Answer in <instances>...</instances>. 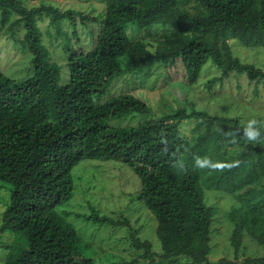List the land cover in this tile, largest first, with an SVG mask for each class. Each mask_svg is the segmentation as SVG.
Here are the masks:
<instances>
[{
	"label": "trees",
	"instance_id": "obj_1",
	"mask_svg": "<svg viewBox=\"0 0 264 264\" xmlns=\"http://www.w3.org/2000/svg\"><path fill=\"white\" fill-rule=\"evenodd\" d=\"M192 1L196 12L185 7ZM0 8L2 25L13 14L12 28L24 25L17 47L33 54L34 65V73L21 80L0 73V181L12 186L1 231L24 239L18 246L8 244L13 251L2 264H96L95 254L87 251L90 244L56 209L73 196V168L89 158L129 165L142 181L140 199L159 222L162 253L133 230V245L143 253L105 264H138L141 258L148 264L182 259L185 264H264V255L210 260L216 207L205 200V185L231 193L246 189L248 206L229 213L235 224L232 244L238 253L248 233L264 247V185L258 186L264 179V129L260 141L248 142L241 138L240 117L213 114L193 103L135 125H116L113 119L150 115L151 106L134 93L107 95L115 78L138 74L158 59H181L191 84L210 60L224 75L235 72L261 82L264 68L236 56L230 42L264 46V0H108L100 15L45 3L29 8L19 0H0ZM46 15L55 25L101 23L90 48L68 44L66 83H61L62 65L51 59L43 41L39 19ZM152 26L164 30L154 48L145 38ZM75 35L80 40L77 30ZM185 120L198 121L193 138L182 131ZM238 130L233 143L227 134ZM234 146L245 148L221 154ZM195 156L240 163L223 171L197 169ZM86 218L129 224L97 211Z\"/></svg>",
	"mask_w": 264,
	"mask_h": 264
},
{
	"label": "rangeland",
	"instance_id": "obj_2",
	"mask_svg": "<svg viewBox=\"0 0 264 264\" xmlns=\"http://www.w3.org/2000/svg\"><path fill=\"white\" fill-rule=\"evenodd\" d=\"M23 5L32 8L43 3L54 5L63 10L75 9L100 15L107 6L108 0H19ZM198 4L192 1L186 5L191 12L197 11ZM0 8V73H5L17 80L25 79L34 73L33 54L28 50L20 51L17 40L24 39L23 24L12 28L17 18L13 14L5 25H2ZM43 31V41L50 50V57L62 65L61 83L69 82L70 67L68 64V44L75 47L90 48L96 41L101 23L79 21L77 25L64 21L60 25L52 24L51 16L39 19ZM79 32L80 40L75 32ZM164 33L160 27H149L145 34L147 44L151 48L157 46ZM233 53L246 62L264 68V46H248L238 39H232ZM216 82L209 86V82ZM120 93H134L143 97L151 106V114H137L125 118L113 119L112 124L135 125L150 116L169 114L178 108L195 104L200 109L213 114L240 117L241 121L257 119L264 122V80L253 81L246 75L231 72L224 75L222 69L210 60L204 67L199 81L191 84L184 62L178 59L175 63H166L162 59L143 69L138 74L121 75L115 78L108 96ZM104 97L102 100H104ZM197 120H185L181 124L183 133L189 138L196 135L194 128ZM244 147H228L221 154H237ZM74 181L73 196L57 206L62 214L77 229L85 243H89L90 251L95 254L96 264H105L113 258L115 263L132 261L139 257L143 250L134 247L131 237L133 230L138 231L142 240H150L153 249L162 253V243L158 237L159 222L155 214L140 199L142 181L135 171L126 163L114 159H84L72 170ZM262 184L258 185L262 187ZM11 185L0 181V264L8 259L13 248L8 246L21 245L24 239L12 230L1 231L4 213L10 204ZM246 189L236 193L208 188L205 185L206 203L216 207V214L211 227L210 260L218 261L226 257L244 260L248 256L264 255V247L250 234L245 239L238 253L232 244L235 224L229 213L237 207H246L249 202ZM107 214L115 219L128 221L129 224L114 225L100 223L86 218L93 212ZM159 257V256H158ZM111 259V261H113ZM161 260V258H159ZM165 264L164 262H160ZM180 264H185L184 259ZM138 264H148L141 258Z\"/></svg>",
	"mask_w": 264,
	"mask_h": 264
},
{
	"label": "clouds",
	"instance_id": "obj_3",
	"mask_svg": "<svg viewBox=\"0 0 264 264\" xmlns=\"http://www.w3.org/2000/svg\"><path fill=\"white\" fill-rule=\"evenodd\" d=\"M242 128V137L248 142H258L262 136V129H264V122L259 121L257 119H250L247 122H243ZM227 135L232 137V142H236V137L240 135V131L238 130L236 133H228ZM195 167L197 169H210L211 171H223L225 168L231 169L233 167L239 166V161H235L232 163H226L221 161L214 162L209 157H201L195 156ZM184 168V165H181Z\"/></svg>",
	"mask_w": 264,
	"mask_h": 264
}]
</instances>
